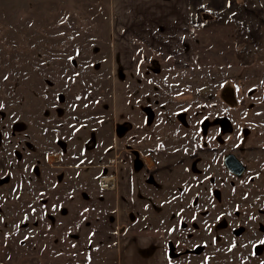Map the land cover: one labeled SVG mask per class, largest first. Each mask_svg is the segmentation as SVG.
Segmentation results:
<instances>
[{
    "label": "rangeland",
    "instance_id": "374dc122",
    "mask_svg": "<svg viewBox=\"0 0 264 264\" xmlns=\"http://www.w3.org/2000/svg\"><path fill=\"white\" fill-rule=\"evenodd\" d=\"M203 3L179 68L115 56L110 0H0V264L109 255L113 199L171 264H264V0Z\"/></svg>",
    "mask_w": 264,
    "mask_h": 264
},
{
    "label": "crops",
    "instance_id": "0c3cea01",
    "mask_svg": "<svg viewBox=\"0 0 264 264\" xmlns=\"http://www.w3.org/2000/svg\"><path fill=\"white\" fill-rule=\"evenodd\" d=\"M110 2L116 12L118 26L115 56L127 54L128 59L125 63L131 59L132 67L133 58L135 62H139L138 59L146 53L145 55H149L150 59L155 57L156 60L170 62L173 58L180 68V64L185 63L191 27L198 17L197 11L201 9L203 2L206 4L208 0H110ZM211 3H214V0H211ZM208 12L201 13L210 16ZM134 43L138 47L137 51L133 48ZM122 63L125 65L124 61ZM94 195L98 198L84 201L85 208H90L88 210L97 211L99 214H102L104 209L111 208L112 203L109 204L103 199L111 194L99 190ZM113 204L112 213L109 214L111 233L115 232L114 229L118 225L121 231L124 228V232L120 233L119 237L116 236V243L110 242V247H114L110 248L109 255L103 253L97 257L93 255L87 264H171L167 237L127 229L126 223L133 204L130 201L120 202L114 199ZM95 225H97L95 232L102 230V224L95 223ZM97 236L101 235L92 234L90 239H95Z\"/></svg>",
    "mask_w": 264,
    "mask_h": 264
},
{
    "label": "water",
    "instance_id": "95a60500",
    "mask_svg": "<svg viewBox=\"0 0 264 264\" xmlns=\"http://www.w3.org/2000/svg\"><path fill=\"white\" fill-rule=\"evenodd\" d=\"M216 123H218L221 126V130L223 132H227L231 129V123L227 118H218L215 120ZM211 126V121L209 119H206L202 122V132L203 134L208 133V129ZM225 166L227 169L233 173L234 175L241 177L246 172V165L242 163L235 155L229 154L224 159ZM171 249V248H170ZM201 249H198L197 251L200 252Z\"/></svg>",
    "mask_w": 264,
    "mask_h": 264
},
{
    "label": "built area",
    "instance_id": "2783aa9c",
    "mask_svg": "<svg viewBox=\"0 0 264 264\" xmlns=\"http://www.w3.org/2000/svg\"><path fill=\"white\" fill-rule=\"evenodd\" d=\"M115 175H112V176H103L100 178V189L101 190H105V191H112V190H115L116 187H115V178L114 177ZM113 178V180H107V178Z\"/></svg>",
    "mask_w": 264,
    "mask_h": 264
},
{
    "label": "flooded vegetation",
    "instance_id": "af4514ba",
    "mask_svg": "<svg viewBox=\"0 0 264 264\" xmlns=\"http://www.w3.org/2000/svg\"><path fill=\"white\" fill-rule=\"evenodd\" d=\"M218 119V118H217ZM216 120V119H215ZM202 125V124H201ZM213 124L211 123V126H212ZM216 125L217 126H219L220 127V129H221V126L218 124V123H216ZM53 155H56V154H53ZM247 170V169H246ZM233 174V173H232ZM102 176H100V178H101ZM100 178H99V187H100ZM101 190V189H100ZM101 191H103V190H101ZM170 246H171V249H170ZM174 247L171 245V244H169V252H170V256H171V258L172 259H177V258H179V256H178V254L179 253H176L174 250ZM198 249H201L200 247L198 248ZM202 251V250H201ZM200 251V252H201ZM178 264H181V263H178Z\"/></svg>",
    "mask_w": 264,
    "mask_h": 264
},
{
    "label": "bare ground",
    "instance_id": "6f19581e",
    "mask_svg": "<svg viewBox=\"0 0 264 264\" xmlns=\"http://www.w3.org/2000/svg\"><path fill=\"white\" fill-rule=\"evenodd\" d=\"M107 180H113V178L111 177L110 179L109 178H107Z\"/></svg>",
    "mask_w": 264,
    "mask_h": 264
}]
</instances>
